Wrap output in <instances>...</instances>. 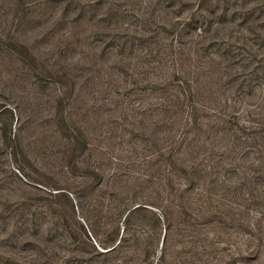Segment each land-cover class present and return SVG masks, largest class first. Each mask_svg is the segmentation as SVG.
<instances>
[{
  "label": "rangeland",
  "instance_id": "obj_1",
  "mask_svg": "<svg viewBox=\"0 0 264 264\" xmlns=\"http://www.w3.org/2000/svg\"><path fill=\"white\" fill-rule=\"evenodd\" d=\"M253 5L250 16L262 17L264 0ZM205 7L215 9L210 18H222V0H0L1 261L12 251L10 234L30 239L14 248L24 259L56 243L69 242L72 249L69 233L79 232V222L91 229L96 218L92 199L102 201L108 219L126 197L144 206L132 223L144 256L121 248L81 258V264H264V217L252 218L255 226L240 218L253 194L264 199L263 173L226 188L224 182L244 176L229 171L230 159L216 145L214 160L223 162L211 177L219 186L206 200V192L179 188L183 174L163 170L165 156L155 161L144 154V144L164 145L183 128V121L167 125L158 113L173 90L167 83L172 75L171 66L154 59L180 56V46L187 47L180 39L190 42L182 23ZM216 26L212 39L244 32ZM171 38L178 49L163 45ZM257 92L258 98L264 93ZM191 130L180 136L193 137ZM145 131H151L148 140ZM200 147L208 155L210 143ZM253 147L250 140L238 141L236 155ZM254 152L237 156L239 165H250L249 175L260 171ZM203 199L212 205L236 201L221 218L211 213L202 222L191 207ZM196 227L201 232L195 239L190 231Z\"/></svg>",
  "mask_w": 264,
  "mask_h": 264
},
{
  "label": "trees",
  "instance_id": "obj_2",
  "mask_svg": "<svg viewBox=\"0 0 264 264\" xmlns=\"http://www.w3.org/2000/svg\"><path fill=\"white\" fill-rule=\"evenodd\" d=\"M222 2L224 3L223 14L221 19L218 18L219 20L215 21L213 17H209V13L215 12V9L211 10L209 7L203 8V13H200L199 17L192 14L184 20L182 29H184V34L190 35V42L180 39L179 43H186L187 47L177 44L181 49L178 58L164 55L154 59L162 65L171 66L167 75H172L167 79V83H169L168 87L173 90L168 92L169 99L166 103H162L163 106L160 107L158 113L162 114V120L168 122L167 125L169 123L173 125L181 120L183 121L181 126L186 129L183 131L182 128L177 135L169 134L168 138L172 137L164 145L144 144L146 156L155 157V161H160L159 159L165 156L164 162L161 161L165 165L163 170L169 171L165 168L170 166L172 169L178 168L179 174H183L180 177H183L185 181L179 188L183 190L195 189L198 193L200 190L206 192L208 196L206 200L210 198L212 190L219 186L218 183H215L216 180L211 177L214 174V168L223 162V159L214 160V152L211 149L216 145L222 147L218 151L225 160L230 159L228 161L229 171L235 173L240 171L244 176L242 180H229L232 184L224 182L226 188L232 186L235 190L236 182L242 186V183L249 184L258 179L256 176H260L262 173L264 175V93L258 98L260 92H257V90L264 91L261 81L264 78V14L262 17L259 16L260 14L250 16L249 10L255 9L256 5H253L251 9L249 5L255 3V0H222ZM214 23L223 24L225 28L241 27L244 32L237 35L229 33L221 39L218 37L212 39L211 36L219 28L217 26L213 28ZM161 25L164 27L163 23ZM144 33L146 32L144 31ZM194 37H196L195 40ZM163 45L178 49V46H174L172 38L167 39ZM149 46L151 47V45ZM150 67L154 68L153 65ZM238 84L242 86L241 91L234 93ZM249 97L255 99L249 101L247 99ZM170 108H172L171 112H169ZM189 130L193 132V137L180 136L181 132ZM150 134L151 131H145L144 140H148ZM248 140L257 152H254L255 164L260 169L250 175L248 173L251 171L250 165H239L237 159L238 157L242 158L243 155L248 157L254 150L251 149L252 151H247L242 156L236 155V143ZM202 142L210 143L208 155H206V149L200 147ZM101 152L106 153V151ZM207 158L210 159L207 160L208 163L204 164L203 159ZM185 173L186 176H184ZM49 192L55 195V192ZM126 199V197L123 199L125 206L122 210L118 207L109 210L113 211V214L109 213L108 219L107 209L103 207L102 201L96 198L92 199L96 203L95 213H93L96 218H94L91 229H86L85 225L79 222V232L69 233L72 236V243L75 238H80L77 241H81L78 243L79 245L75 242L71 243L72 249L66 246L69 242H65L66 244L56 243L53 246H48L47 252L39 248L34 251L31 258L24 259L27 255H21L15 249L24 248L20 244H29L30 239H26L25 235L21 237H12L11 234L6 236V239L13 238L14 240L9 244L12 251L4 261L0 260V264H28L26 262H30V264H81L83 258L85 261H89L94 256L104 255L121 248H127L126 252H133L137 254V257L144 256V247L139 246L138 241H135L139 235H135L137 231H134L135 227H132V223L135 222L134 216L139 210L144 209V206L132 203V201L128 202ZM206 200L203 199L196 204V207H191L195 210L196 216L201 217L200 221L202 222L211 213L221 218L220 213L225 210L223 208L232 209V203L236 201L229 199L212 205L210 201ZM182 205L186 206V204ZM243 206V210L247 213L244 215L242 212L244 216L242 215L240 218L251 219L250 224L257 225L255 221L252 222V218L260 220L264 217L259 209L264 208V199L260 201L257 195L253 194L252 199ZM249 211H254L255 216L252 217L248 213ZM198 221L199 218L196 223H200ZM93 232L96 235L100 234V237L96 239ZM199 232H201L200 227H196L192 232L190 231V235L196 239V234ZM132 240L134 243H129ZM143 260L144 258H142Z\"/></svg>",
  "mask_w": 264,
  "mask_h": 264
}]
</instances>
